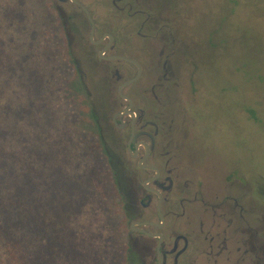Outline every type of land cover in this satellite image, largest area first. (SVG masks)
I'll return each mask as SVG.
<instances>
[{"label": "rangeland", "instance_id": "374dc122", "mask_svg": "<svg viewBox=\"0 0 264 264\" xmlns=\"http://www.w3.org/2000/svg\"><path fill=\"white\" fill-rule=\"evenodd\" d=\"M84 1L90 4L100 25L117 32V48H128L132 56L134 51L135 59L142 65L144 74L138 86H133L138 90L131 93V98L150 117L156 114L151 85L163 72L159 51L165 41L160 37L163 34L169 38L166 51L170 56L166 60L170 98L163 100L166 105L161 113L173 124L177 146H183L181 166L190 168L189 161L197 164V179L206 180L213 188L218 187L222 175L231 181H243L250 190L251 201L264 215V0H146L150 2L146 4L150 17L145 25L157 24L159 28L154 37L153 30H146V40L135 36L134 26L140 19L130 16L135 9L119 11L124 5L120 3L116 8L112 0ZM72 7L71 3L56 0H0V25H9L0 29V37L8 46L10 41L13 43L8 52L14 57H29L27 63L21 62L22 67H47L48 76L55 72L45 84L54 90L56 99L50 103L60 105V110L53 107L57 119L73 112L75 140L83 133L92 139L95 127L98 128L111 167L117 171V155L107 139V135L113 136L108 126L112 111L100 110L99 105L104 104L107 110L123 103L116 97L118 83L112 71L125 77L134 70L121 61L105 65L97 61L95 53L90 54L86 49L88 28L81 23L79 35L70 31V25H64L63 15L73 14ZM36 51L37 56L39 51L45 54L47 62L35 58ZM31 90L33 102L40 106L32 87ZM12 100L17 105L25 98ZM41 105L44 107L42 101ZM89 111L96 116L95 124ZM42 121L51 123L45 117ZM19 122V126L25 123ZM35 123L41 126L38 120ZM27 127L28 132L39 130ZM58 127L62 129L59 124ZM48 137L52 139L49 133ZM33 143L37 148L41 145ZM52 153L58 158L61 151ZM33 157L29 166L34 164ZM35 168L39 169L37 165ZM103 178V185L110 181L109 177ZM123 181L128 180L118 181L121 196L126 193ZM125 184L129 191L130 183ZM103 185L96 186L93 199L103 215L114 210L109 216L117 221L114 235L121 245L129 225L125 212V217H119L117 198L109 197V184L105 188ZM110 200L114 205L106 202ZM82 211L81 219L88 218L90 205L85 203Z\"/></svg>", "mask_w": 264, "mask_h": 264}, {"label": "flooded vegetation", "instance_id": "af4514ba", "mask_svg": "<svg viewBox=\"0 0 264 264\" xmlns=\"http://www.w3.org/2000/svg\"><path fill=\"white\" fill-rule=\"evenodd\" d=\"M56 1L72 4L74 13L63 15L64 25L82 23L88 28L87 41L98 61L105 65L125 62L100 59L99 52L106 48L104 57L124 56L135 60L141 68L138 79L121 91L131 104L119 96L118 87L137 75V67L125 62L134 70L125 77L112 71L114 81L118 83L116 97L123 103L106 110L112 111L108 126L113 136L107 135V139L117 155L114 156L117 171L122 180H128L123 181L122 189L126 193L121 196L129 225L127 264H264V215L251 201L247 185L222 175L218 187L213 188L206 180L197 179L194 170L197 164L186 161L191 167L181 166L183 146H177L173 124L163 119L161 113L166 105L163 100L170 98L166 60L170 56L166 51L169 38L163 34L160 37L165 41L159 51L163 72L151 85L156 114L150 117L145 110L136 107L131 98L144 74L134 51L132 56L127 52L128 48H117V32L108 25H100L94 10L84 0ZM111 2L116 8L120 3L124 5L119 11L135 9L130 16L140 18L134 26L137 38L146 40V30H153V37L158 36L157 24L145 25L150 17L146 11L149 1ZM89 17L94 24L93 41L98 43H92L89 38ZM106 35H111L112 40ZM129 87H132L130 92L126 91ZM123 153L126 156L123 157ZM125 182L130 183L129 191Z\"/></svg>", "mask_w": 264, "mask_h": 264}, {"label": "trees", "instance_id": "16d2710c", "mask_svg": "<svg viewBox=\"0 0 264 264\" xmlns=\"http://www.w3.org/2000/svg\"><path fill=\"white\" fill-rule=\"evenodd\" d=\"M8 26L0 25V29ZM79 26L70 25V31L82 35ZM6 42L0 37V264H127L126 236L119 245L114 235V210L109 211L110 216L103 215L93 199L96 186L104 184L103 177H109V197L117 198L119 217H125L118 185L122 178L111 167L101 133L95 127L92 139L83 133L75 140L73 112L61 111L57 119L53 107L60 110V105L50 103L56 98L45 82L55 72L48 76L47 67H22L21 62L27 63L29 57H14L8 52L13 43L8 46ZM86 49L93 54L88 41ZM37 51L35 58L47 62L45 54L39 51L37 56ZM77 81L81 86L80 79ZM31 87L40 106L30 96ZM13 97L25 101L14 105ZM99 107L106 111L104 104ZM88 115L95 124L96 116L91 111ZM19 120L26 124L19 126ZM27 126L39 130L28 132ZM57 149L61 151L58 158L52 153ZM32 157L34 164L29 166ZM106 202L114 205L112 200ZM85 203L90 205L89 217L81 219Z\"/></svg>", "mask_w": 264, "mask_h": 264}, {"label": "water", "instance_id": "95a60500", "mask_svg": "<svg viewBox=\"0 0 264 264\" xmlns=\"http://www.w3.org/2000/svg\"><path fill=\"white\" fill-rule=\"evenodd\" d=\"M72 1H74V0H72ZM76 3H77V2H76ZM81 6H82V5H81ZM83 8H84V7H83ZM89 20H90V22H91V29H90L89 38H90V40H91L92 43H98L99 41H97V42L93 41V30H94V24H93V21L91 20L90 17H89ZM105 37H108L109 40H112L111 35H106ZM101 40H102V39H101ZM105 50H106V48L103 49L101 52H99L98 56H99L100 59H107V60H122V61L129 62V63L135 65V66L137 67V69H138V73H137V75H136L134 78L124 81V82H123L122 84H120L119 87H118V94H119V96H120L122 99L128 101L129 104H131L130 99L127 98V97H125V96L121 93V91H122V89H123L125 86H127L128 84H130V83H132V82H134V81H136V80L138 79L139 74H140V72H141V68H140L139 64H138L135 60L130 59V58H127V57H124V56L111 55V56L104 57V56H103V53L105 52ZM127 111H128V108H126V109L124 110L125 113H126ZM130 114H131L132 117H134V114H133V113H130ZM139 164H140V163H139Z\"/></svg>", "mask_w": 264, "mask_h": 264}]
</instances>
